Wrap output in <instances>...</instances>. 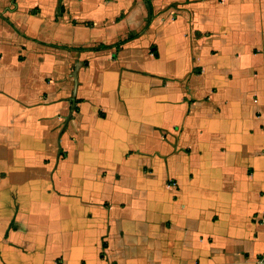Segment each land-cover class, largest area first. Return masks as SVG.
I'll return each instance as SVG.
<instances>
[{"label": "crops", "instance_id": "crops-1", "mask_svg": "<svg viewBox=\"0 0 264 264\" xmlns=\"http://www.w3.org/2000/svg\"><path fill=\"white\" fill-rule=\"evenodd\" d=\"M259 138L264 0H0V264H264Z\"/></svg>", "mask_w": 264, "mask_h": 264}, {"label": "trees", "instance_id": "trees-1", "mask_svg": "<svg viewBox=\"0 0 264 264\" xmlns=\"http://www.w3.org/2000/svg\"><path fill=\"white\" fill-rule=\"evenodd\" d=\"M127 39L130 40L131 37H129V38H127ZM128 40H123V41L117 43L116 46H115V48H116L117 50H119L120 47H121L124 43H126V41H128ZM109 48H110L109 46L101 45V46L95 48V51L106 50V49H109Z\"/></svg>", "mask_w": 264, "mask_h": 264}, {"label": "rangeland", "instance_id": "rangeland-1", "mask_svg": "<svg viewBox=\"0 0 264 264\" xmlns=\"http://www.w3.org/2000/svg\"><path fill=\"white\" fill-rule=\"evenodd\" d=\"M143 62H144V60H143ZM145 64H148V63H145ZM150 64H148V66H149ZM215 137H219V136H221L220 134H217V133H215V135H214ZM219 140H221V139H219ZM256 142H257V145H258V147H260V146H264V139L262 140V138H259V139H257L256 140ZM157 145H159V143H157Z\"/></svg>", "mask_w": 264, "mask_h": 264}]
</instances>
